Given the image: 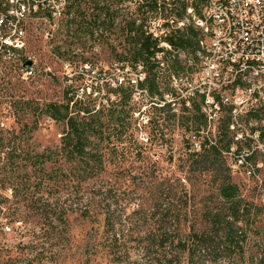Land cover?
I'll return each instance as SVG.
<instances>
[{"label":"rangeland","instance_id":"374dc122","mask_svg":"<svg viewBox=\"0 0 264 264\" xmlns=\"http://www.w3.org/2000/svg\"><path fill=\"white\" fill-rule=\"evenodd\" d=\"M134 13L124 0L74 2L63 21L28 26L34 77L0 64V264H165L156 249L164 231L193 248L174 250L182 264H264V108L237 105L233 118L219 104L212 115L195 91L191 51L152 60L153 71L124 63L136 48L123 34ZM83 63L95 73L77 79ZM97 79L119 88L91 96L98 100L85 118L97 135L88 151L99 165L91 172L93 160L64 153L65 124L46 111L77 92L86 99ZM241 152L246 166L236 161ZM36 155L49 159L32 165ZM224 180L236 189L237 220L220 215ZM197 236L211 238L206 249Z\"/></svg>","mask_w":264,"mask_h":264},{"label":"built area","instance_id":"2783aa9c","mask_svg":"<svg viewBox=\"0 0 264 264\" xmlns=\"http://www.w3.org/2000/svg\"><path fill=\"white\" fill-rule=\"evenodd\" d=\"M124 2L127 7H135L130 19L142 26L157 44L154 61L177 49L193 53L190 66L199 67L195 91L212 115L216 114L219 104L230 106L233 118L238 116L237 105L246 103L252 108H264V0ZM73 3L74 0H0V64L19 67L26 79L34 77L35 64L32 61L31 65H26L30 60L24 57L28 26L63 21ZM178 37L194 42L192 46L176 47L170 39ZM93 73L92 66L83 63L76 75L86 77ZM140 80L143 78L137 76L130 81L138 88ZM90 87L86 86L92 89L90 94H97ZM234 90H241L244 96L231 99ZM77 96L81 98L83 93L79 96L77 92ZM256 137L259 139L260 135ZM248 157L241 152L236 155V161L246 166Z\"/></svg>","mask_w":264,"mask_h":264},{"label":"trees","instance_id":"16d2710c","mask_svg":"<svg viewBox=\"0 0 264 264\" xmlns=\"http://www.w3.org/2000/svg\"><path fill=\"white\" fill-rule=\"evenodd\" d=\"M80 0H74V2H77ZM108 13V12H107ZM98 17V15H97ZM113 17V16H111ZM108 18L109 21H113L114 18ZM98 21V18H94V22L96 23ZM82 23V24H81ZM81 26L83 25H89L90 21L83 20L81 22ZM123 34L125 35V39H127L131 44L136 46L134 52L129 56V58L123 59L124 63H128L130 66H136L138 63L142 62L144 64L145 70L153 71L155 67L153 66L152 60L158 50L157 44L148 36L146 35L145 31L143 30L142 26L136 25L135 21L132 19L126 20L124 27H123ZM171 44H173L176 47H185V46H192L193 40L190 38H181L178 37L177 39H170ZM130 62V63H129ZM121 70H125L126 67H120ZM174 69V72H178L180 70V67H172ZM77 79H83V75H78L76 77ZM98 83L101 81L103 82L104 79H97ZM146 80H150L146 78ZM143 85V83H141ZM152 85V83H151ZM96 89L99 93L105 91V96L107 94L115 95L119 87H112L111 85L103 82L101 84H98L97 86L93 87ZM149 91L151 94H154V92L151 89H153L149 85ZM72 93V92H71ZM74 96L72 94V97H70L67 104L64 105H58V104H51L49 108L47 109L46 113L47 115L58 122H63L65 124V133L62 139V149L64 153L70 158V159H80V160H93L92 165H87V168L94 172V170L99 169V165H97L96 161V154L92 152V150L89 149V147L92 144V138L97 135V131L94 127V125L87 121L85 118L86 114H88L92 108L96 106V100L97 97L94 99L91 98L93 96L90 94L87 96L89 99L87 101L83 98H77L74 99ZM70 103L71 106H70ZM113 102H110V97H108V105L112 104ZM92 106V107H91ZM91 108V109H90ZM75 112V114H74ZM81 113H84L85 115L81 116ZM73 114V115H72ZM204 118V115L203 117ZM213 147H210V150H212ZM32 157H27V159ZM35 162L32 163V165L37 164H44L48 159V155H36ZM90 158V159H89ZM49 178V177H48ZM28 181H26L27 183ZM220 195L224 198H226V205L224 206L222 216L225 218L227 217H233L237 220L239 212H240V202L234 200V197L236 195V189L233 185L229 184L228 182H225V180L222 183ZM218 219V217H216ZM109 217L105 218V225L108 227V231L110 234L115 238L117 236V232H115L114 225L110 223ZM198 237V236H197ZM175 233L172 231H164L162 235H160L158 242L156 244V249L163 252L165 255V264H182L180 256H178L174 250L179 249L180 252L188 253L189 255H192L193 248L191 246H188L186 242L182 239H176ZM198 237V239H202L201 241H198V247L201 249H206V244L209 239H205L206 237ZM115 246V245H114ZM116 248V249H115ZM109 247V251H113V258L114 260H121L123 257L116 256V252L118 251L117 246ZM114 251H116L114 253ZM169 258V259H167Z\"/></svg>","mask_w":264,"mask_h":264},{"label":"water","instance_id":"95a60500","mask_svg":"<svg viewBox=\"0 0 264 264\" xmlns=\"http://www.w3.org/2000/svg\"><path fill=\"white\" fill-rule=\"evenodd\" d=\"M32 64V61H28L26 65H31Z\"/></svg>","mask_w":264,"mask_h":264}]
</instances>
